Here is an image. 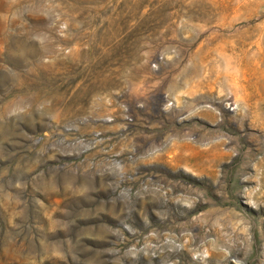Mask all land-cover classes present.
<instances>
[{
  "label": "rangeland",
  "instance_id": "374dc122",
  "mask_svg": "<svg viewBox=\"0 0 264 264\" xmlns=\"http://www.w3.org/2000/svg\"><path fill=\"white\" fill-rule=\"evenodd\" d=\"M0 264H264V0H0Z\"/></svg>",
  "mask_w": 264,
  "mask_h": 264
},
{
  "label": "bare ground",
  "instance_id": "6f19581e",
  "mask_svg": "<svg viewBox=\"0 0 264 264\" xmlns=\"http://www.w3.org/2000/svg\"><path fill=\"white\" fill-rule=\"evenodd\" d=\"M46 94H47V93H46ZM59 94H61V93H59ZM49 95H50V94H49ZM62 95H63V94H62ZM45 96H47V95H45ZM37 97H38V96H37ZM39 97H42V96H39ZM45 98H46V97H45ZM48 98H49V96H48ZM61 98H62V97H61ZM61 98H60V99H61ZM65 98H66V97H65ZM55 99H56V98H55ZM68 99H69V98H68ZM52 100H53V96H52ZM62 100H64V98H62ZM54 101H55V100H54ZM67 101H68V100H67ZM57 102H58V100H57ZM73 102H74V101H73ZM73 102H72V103H73ZM31 103H32V102H31ZM54 103H55V102H54ZM72 103H71V104H72ZM59 104H60V102H59ZM64 104H65V103H64ZM67 104H68V103H67ZM29 105H30V104H29ZM53 105H55V104H53ZM56 105H57V104H56ZM60 105H61V104H60ZM49 106H50V105H49ZM68 106H69V105H68ZM53 107H54V106H53ZM70 107H71V106H69V108H70ZM72 107H73V106H72ZM56 108H57V106H56ZM67 108H68V107H67ZM74 108H75V107H74ZM105 110H106V109H105ZM63 111H64V110H63ZM66 111H67V110H66ZM69 111H70V109H69ZM71 111H72V110H71ZM76 111H77V110H76ZM76 111H75V112H76ZM64 112H65V111H64ZM108 112H109V111H108ZM66 113H67V112H66ZM61 115H62V114H61ZM64 115H66V114H64ZM67 118H68V117H67ZM60 121H61V120H60ZM102 177H103V176H102Z\"/></svg>",
  "mask_w": 264,
  "mask_h": 264
}]
</instances>
